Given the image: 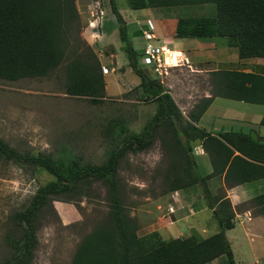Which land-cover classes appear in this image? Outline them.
Instances as JSON below:
<instances>
[{
    "label": "trees",
    "instance_id": "trees-1",
    "mask_svg": "<svg viewBox=\"0 0 264 264\" xmlns=\"http://www.w3.org/2000/svg\"><path fill=\"white\" fill-rule=\"evenodd\" d=\"M77 0H0V80L18 81L49 76L66 63V91L103 103L107 82L97 52L81 41ZM132 9L215 5L214 15L178 16L176 37H227L240 59L264 58V0H128ZM115 26L125 43L129 67L140 78L142 97L157 103L156 112L140 131L125 120L107 126L114 146L100 164L83 161L68 146L57 152L19 151L0 139V159L46 171L54 178L40 186L28 205L13 215L22 230L7 235L13 251L0 264H31L39 243L38 221L55 200L78 206L83 196L101 182L107 189L109 208L105 217L79 242L71 264H208L226 256L236 264L227 229L236 226L226 191L214 193L209 183L225 180L228 187L264 179V140L243 130L213 132L198 125L216 97L264 105V73L243 69L211 71V96L203 97L185 117L172 93L139 66L141 54L129 36L117 0H110ZM105 22V19H104ZM142 53V51H141ZM264 124V116L260 120ZM159 136L169 156L168 167L159 171L163 194L199 186L206 205L213 210L220 230L200 235L164 239L158 231L139 235L140 224L129 213L119 178L122 160L130 152L149 149ZM200 144L209 154L213 170L201 173L194 148ZM161 178V177H160ZM264 215V191L253 199Z\"/></svg>",
    "mask_w": 264,
    "mask_h": 264
},
{
    "label": "rangeland",
    "instance_id": "rangeland-1",
    "mask_svg": "<svg viewBox=\"0 0 264 264\" xmlns=\"http://www.w3.org/2000/svg\"><path fill=\"white\" fill-rule=\"evenodd\" d=\"M76 3L82 20L80 37L85 44L83 46L90 45L110 71L105 78L107 88L104 102L94 104L87 97L67 93L66 63L46 77L18 81L0 80V139L22 152L43 150L54 153L63 146H68L83 161L100 164L106 160L108 151L114 146L108 136V124L114 120H125L132 131H140L156 112L157 103L142 97V91L138 89L141 80L129 67L125 43L120 39L118 30L111 34L110 39L113 38L114 41L101 45L95 35L96 29L100 27H89V19L93 18L90 11L96 13L95 18H99L97 13L101 14L103 8L105 18H115L110 0H77ZM117 4L128 23L141 21V34L148 28L146 20L151 17L156 24L155 33L161 39L160 43L170 41L173 33L167 23L160 21L163 19L161 16L167 15L171 16L170 19L177 20L178 16L199 17L215 14L214 4L139 10L132 9L128 0H117ZM130 28L129 36L135 45L133 35L139 32L135 33L132 26ZM211 39L217 50L198 52L197 55L201 58L198 62L194 60V66L192 60L189 63L181 53L178 56L179 66L171 65L162 76L154 68L144 67L150 76L158 78L172 93L185 117H188L191 109L203 97L212 95V70L242 67L234 53L231 52L227 59L224 53L220 54V50L230 47L227 37ZM211 39L188 38L184 42L191 44L193 41L197 44ZM99 46H103L102 54ZM115 50L118 57L113 58L110 54ZM138 53L142 54L140 51ZM210 58L214 60L211 61ZM172 60L173 58L171 63ZM114 62L117 64L116 71L112 69ZM187 62L192 68L184 65ZM247 63L251 68L256 61L252 59ZM139 66L142 67L141 57ZM237 110L250 113L249 119L254 122L258 114L264 112V105L219 97L207 117L214 121L222 120V116L238 117L234 113ZM202 150L200 147L198 152L195 150V156ZM169 162V156L166 155L159 136L149 149L130 152L121 162L119 178L123 184L129 213L140 224L139 235L158 231L164 239L193 234L205 238L218 232L221 228L213 210L206 205L199 186L188 188L191 194L186 197L174 192L163 194V177L159 171L168 167ZM199 169L204 171L203 164ZM53 178L46 171L0 159V262L13 251L7 235L10 233L20 236L22 233L13 220L14 213L25 208L38 188ZM212 182L216 185L212 186ZM209 185L216 194H221L224 188L227 196L228 189L231 188L227 186L224 178H214ZM262 187L264 180L254 181L253 191L250 190L239 203H236L237 199L228 196L236 212V226L227 229L226 234L231 241L236 264H264V231L260 225L254 227L247 222L260 215L253 206L251 195L261 193ZM107 199L106 186L98 182L87 196L82 197L78 206L60 200L49 204L39 217V243L31 264H71L81 239L92 231L101 217L106 216L109 208ZM215 260V263H210L230 264L226 256Z\"/></svg>",
    "mask_w": 264,
    "mask_h": 264
},
{
    "label": "crops",
    "instance_id": "crops-1",
    "mask_svg": "<svg viewBox=\"0 0 264 264\" xmlns=\"http://www.w3.org/2000/svg\"><path fill=\"white\" fill-rule=\"evenodd\" d=\"M170 17L171 16L163 15V16H161V18H163V19H160V21L163 24L167 23V25L173 30L172 39H170V41H168L167 43H160L161 39L158 37V40L156 41V43L159 44V45L166 44V45L170 46L172 48L171 51L175 55L176 58H178V56H181V53H182V56H184L183 58L186 57L187 61L189 63H191V60H192V62H193L192 64L194 66L195 65L194 64L195 63L194 60H196L198 62L199 58H201V56L197 55L198 52H202V50H211V51L215 50V49L217 50V48H216L215 44L213 43L212 39L211 40H206L203 43H198L197 42V44L192 41L191 44H188V43L184 42L185 41L184 39H188V38H177L175 36L176 27H177V20H172V19H170ZM148 18H151V17H148ZM92 19L93 18H90L89 21L92 20ZM127 24H128L129 32H130V29H131L130 26L133 27L132 29L135 30L134 31L135 33L139 32L138 34L133 35L135 37V45H134V47H135L136 50L141 52L143 50V46H144L143 32L141 34V29H142L141 21L133 22V23L130 24V23H128V20H127ZM117 30L118 29L115 26V18H105V22H104L103 26L98 28V29H96V34L95 35L98 36V37L96 36L97 37L96 38L97 42H101V45L102 44L103 45L109 44L111 42V40H113V38L110 39L111 36L114 33H116ZM90 34L92 35L93 33L91 32ZM206 46H209V47L207 48ZM98 48H100V54H102L103 46H99ZM230 48L233 49V50H231ZM236 48L237 47L230 46L229 48L225 47V48H223L224 50H220L219 51L220 54L224 53L226 59H227L228 55L231 52L236 55V60H237V62L238 61L240 62L239 64L242 67H237V68H232V69H240V70L243 69V70H246V71L255 70V71H258L260 73H264V58H252V59H254L256 61V64H253V66H251V68H250L248 66L249 63H247V61L248 60H252V59H240L238 50ZM110 55L113 58L114 57H118V54L116 53V50H115V52H112ZM107 56H109V55H107ZM99 57H100V60L102 61L103 65L106 66L104 64L103 59L101 58L100 55H99ZM210 59L212 61L213 58H210ZM188 62L185 63L184 65L192 68L191 64H188ZM221 63H228V62H221ZM128 64H129V60H128ZM245 65H246V67H245ZM196 67H197V65H196ZM223 68H230V67H222L220 69H223ZM112 69L113 70L115 69L114 71H116V69H117V64L115 62H114V65H113ZM109 73H107V74H109ZM105 78H106V74H105ZM218 100H219V97H216L213 100V102L210 105V107L206 110L205 114L200 119V121L198 123L199 126L204 127V128H206L208 130H211L213 132H218L220 130H224V131H227V130H243L245 132L251 133L256 138H261V139L264 140V124L263 125L260 124V120L264 116V112L261 113V114H258V117H257V119H255L254 122L251 119H249L250 118L249 117L250 113L246 114V113H244V112H242L240 110H237V112H234V113H237L238 117H232V116L225 117V116H222V120H220V121H214L213 118L212 119H208L207 115H209L210 112L214 109V107L217 104ZM213 116H214V114H212V117ZM204 119H205V121H204ZM196 146L201 148L200 144H197ZM196 159L198 161V165L199 166L201 164H203V166H204V171H201V173L208 174V173L212 172L213 167H212L211 159H210V156L208 155V153L206 151H203V150L199 151V153L196 154ZM262 180H264V179H262ZM257 181H260V180H257ZM214 185H216V184H214V182H212V186H214ZM253 186H254V182H249L246 185L245 184L236 185V186L231 187L230 189H228V196L231 197V198L237 199L236 203H239V201H241V199L244 198V196H247L249 194L250 190H251V192L253 191L252 190V189H254ZM187 189L186 190L175 191L174 194L182 195L183 197H186L188 194H191V193H189V190H187ZM263 191H264V187H262L260 192H263ZM254 194L255 193H253L251 195L252 199L255 196ZM185 200H187V198L184 199V201ZM182 206H184V205H182ZM203 208L204 207H202V209ZM247 222L249 223L248 225H251V226L254 225V227L260 225L261 230L264 231V215L260 214L259 216H255V217H253L251 220H249ZM215 261L216 260H214L212 263H215ZM212 263H209V264H212Z\"/></svg>",
    "mask_w": 264,
    "mask_h": 264
},
{
    "label": "built area",
    "instance_id": "built-area-1",
    "mask_svg": "<svg viewBox=\"0 0 264 264\" xmlns=\"http://www.w3.org/2000/svg\"><path fill=\"white\" fill-rule=\"evenodd\" d=\"M90 10L92 8L90 7ZM91 15L94 19L90 21V28H98L103 26L104 19H105V11L102 8L101 14L97 13L99 18H95L96 13L93 11H90ZM99 22H98V21ZM147 29H144L143 31V37H144V46L141 54V65L144 68H154L155 72L158 75H163L164 73H167V68L171 67V59L174 58V55H171L172 51L170 48L164 44H157L156 41L158 40V37L155 33L156 30V24L153 19L147 18L146 20ZM180 60V59H179ZM180 63V61H179ZM103 72L104 74L109 73V68L107 66H103ZM195 150L198 152V148L196 147Z\"/></svg>",
    "mask_w": 264,
    "mask_h": 264
},
{
    "label": "bare ground",
    "instance_id": "bare-ground-1",
    "mask_svg": "<svg viewBox=\"0 0 264 264\" xmlns=\"http://www.w3.org/2000/svg\"><path fill=\"white\" fill-rule=\"evenodd\" d=\"M172 55H174V54L172 53ZM179 61H180V60H179L178 58H176L175 55H174V58H173L172 63H171L172 66H173V65H179Z\"/></svg>",
    "mask_w": 264,
    "mask_h": 264
},
{
    "label": "clouds",
    "instance_id": "clouds-1",
    "mask_svg": "<svg viewBox=\"0 0 264 264\" xmlns=\"http://www.w3.org/2000/svg\"><path fill=\"white\" fill-rule=\"evenodd\" d=\"M152 19V18H151ZM197 146H195V148H196ZM195 148H194V151H195ZM197 148H199V147H197ZM201 148L204 150V148L201 146Z\"/></svg>",
    "mask_w": 264,
    "mask_h": 264
}]
</instances>
